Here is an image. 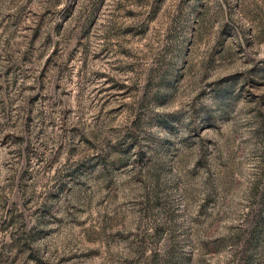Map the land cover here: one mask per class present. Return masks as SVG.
Instances as JSON below:
<instances>
[{"label": "rangeland", "instance_id": "374dc122", "mask_svg": "<svg viewBox=\"0 0 264 264\" xmlns=\"http://www.w3.org/2000/svg\"><path fill=\"white\" fill-rule=\"evenodd\" d=\"M0 264H264V0H0Z\"/></svg>", "mask_w": 264, "mask_h": 264}]
</instances>
